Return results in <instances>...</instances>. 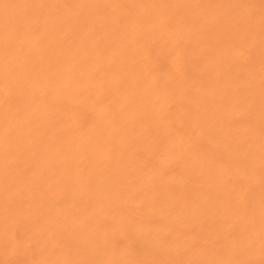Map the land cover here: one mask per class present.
Segmentation results:
<instances>
[{
  "label": "rangeland",
  "instance_id": "obj_1",
  "mask_svg": "<svg viewBox=\"0 0 264 264\" xmlns=\"http://www.w3.org/2000/svg\"><path fill=\"white\" fill-rule=\"evenodd\" d=\"M0 264H264V0H0Z\"/></svg>",
  "mask_w": 264,
  "mask_h": 264
}]
</instances>
